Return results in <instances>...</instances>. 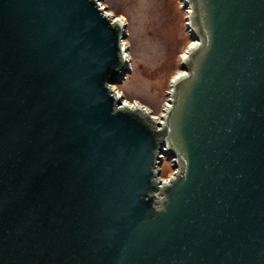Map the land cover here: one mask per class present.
Returning <instances> with one entry per match:
<instances>
[{
  "label": "water",
  "instance_id": "water-1",
  "mask_svg": "<svg viewBox=\"0 0 264 264\" xmlns=\"http://www.w3.org/2000/svg\"><path fill=\"white\" fill-rule=\"evenodd\" d=\"M99 1L0 0V264H264V0H182L161 122Z\"/></svg>",
  "mask_w": 264,
  "mask_h": 264
},
{
  "label": "rangeland",
  "instance_id": "rangeland-1",
  "mask_svg": "<svg viewBox=\"0 0 264 264\" xmlns=\"http://www.w3.org/2000/svg\"><path fill=\"white\" fill-rule=\"evenodd\" d=\"M113 19L125 24L129 72L112 85L123 103H138L159 117L168 103L172 80L193 40L187 30V8L182 0H100ZM164 161L162 176L170 173Z\"/></svg>",
  "mask_w": 264,
  "mask_h": 264
},
{
  "label": "built area",
  "instance_id": "built-area-1",
  "mask_svg": "<svg viewBox=\"0 0 264 264\" xmlns=\"http://www.w3.org/2000/svg\"><path fill=\"white\" fill-rule=\"evenodd\" d=\"M122 105H127V106H129V107H138V106H141V105H139L138 103H132V104H130V103H123L122 102ZM141 107H143V106H141ZM144 108V107H143ZM166 108V107H165ZM145 109V108H144ZM146 110V109H145ZM163 114V113H162ZM161 114V115H162ZM161 115L159 116V117H156L157 118V120L158 121H160L161 122ZM161 156V158H162V161H161V165H159L158 167H157V171H158V176H157V180H158V182L161 184H163V183H167V182H169L173 177H174V175H175V173L177 172V167L175 168V167H173V165H174V158H171L170 160H165V156L163 155V154H161L160 155ZM164 161H166V162H168L169 163V168H170V173H168V175L167 176H162L163 175V172H162V165H163V163H164Z\"/></svg>",
  "mask_w": 264,
  "mask_h": 264
},
{
  "label": "bare ground",
  "instance_id": "bare-ground-1",
  "mask_svg": "<svg viewBox=\"0 0 264 264\" xmlns=\"http://www.w3.org/2000/svg\"><path fill=\"white\" fill-rule=\"evenodd\" d=\"M114 20H115V18H114ZM117 21H120V23H122L123 25H125L120 19H116ZM193 45H195V42L193 41L192 42V45L190 46V47H192ZM186 56V53H184V55H183V58ZM179 75H181V73L179 74ZM119 95V94H118ZM122 101V100H121Z\"/></svg>",
  "mask_w": 264,
  "mask_h": 264
}]
</instances>
